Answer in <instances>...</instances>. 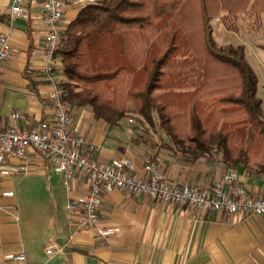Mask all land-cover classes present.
Masks as SVG:
<instances>
[{
    "label": "crops",
    "instance_id": "obj_1",
    "mask_svg": "<svg viewBox=\"0 0 264 264\" xmlns=\"http://www.w3.org/2000/svg\"><path fill=\"white\" fill-rule=\"evenodd\" d=\"M64 1L65 29L82 5ZM12 3L0 0V34H8L12 46L0 74L1 124L19 123L32 129L54 117L49 99L52 87L44 80L49 28L44 22L43 0L26 1L28 19L11 18L7 9ZM60 66L58 59L56 78L61 82L65 78ZM68 111L73 130L87 140L85 152L101 162L115 165L128 158L141 172L160 156L165 179L201 190L234 171L235 185L264 197V175L231 170L218 157L188 161L155 139L143 142L131 119L111 125L97 119L89 106L69 105ZM15 112L25 114V123L11 119ZM23 163L29 166L28 172H15L13 167L19 163L12 162L1 182V194L13 195L0 196V264H264V216L201 215L188 207L157 203L116 189L102 195L100 224L113 232L105 238L92 229L76 230L69 222V201L91 188L86 177L77 174L68 181L64 174L48 170L44 159L32 151ZM21 252L26 262L7 258Z\"/></svg>",
    "mask_w": 264,
    "mask_h": 264
},
{
    "label": "trees",
    "instance_id": "obj_2",
    "mask_svg": "<svg viewBox=\"0 0 264 264\" xmlns=\"http://www.w3.org/2000/svg\"><path fill=\"white\" fill-rule=\"evenodd\" d=\"M245 13L264 14V0L83 5L64 29L57 53L64 99L71 106L91 107L97 119L111 125L133 120L135 114L163 131L188 161L218 157L231 170L264 175L258 76L245 46L219 47L212 25L220 17L236 31L230 21ZM183 45L192 55L180 67L171 60ZM189 69L193 74H183Z\"/></svg>",
    "mask_w": 264,
    "mask_h": 264
},
{
    "label": "built area",
    "instance_id": "obj_3",
    "mask_svg": "<svg viewBox=\"0 0 264 264\" xmlns=\"http://www.w3.org/2000/svg\"><path fill=\"white\" fill-rule=\"evenodd\" d=\"M27 0H13L7 9L11 17L29 18L25 9ZM101 0H76L80 5ZM44 22L49 28L45 52L44 80L52 87L49 99L54 109L50 121H42L29 129L23 124H11L3 127L0 117V196L11 197L12 192L1 194V182L7 167L12 162L15 172H28L29 166L23 161L32 151L45 161L47 169L62 173L67 180L77 174L86 177L91 188L80 197L69 201L67 209L70 225L76 230H95L101 237H109L113 232L100 224L102 195L116 189L137 197H149L157 203H168L195 210L198 214L221 212L229 215L264 216V197L253 196L248 190L234 183L237 174L228 172L223 181L213 187L201 190L188 184H179L163 177L162 158L155 157L139 172L131 159L122 158L118 164L110 165L97 160L85 152L87 140L73 130L72 117L65 101V89L56 78L58 65L57 53L64 39L63 19L67 6L64 0H43ZM12 55V46L8 34H0V74L4 64ZM11 119L25 123L26 116L15 112ZM93 151L94 147L91 146ZM230 184L229 187L227 185ZM52 252L50 247L47 251ZM8 259L26 262L23 252L8 255Z\"/></svg>",
    "mask_w": 264,
    "mask_h": 264
},
{
    "label": "rangeland",
    "instance_id": "obj_4",
    "mask_svg": "<svg viewBox=\"0 0 264 264\" xmlns=\"http://www.w3.org/2000/svg\"><path fill=\"white\" fill-rule=\"evenodd\" d=\"M230 23L236 31L229 30L227 26L222 25L223 23L220 17L214 19L212 25L215 41L221 48H226L228 46L236 47L238 45L245 46L246 58L259 79L258 95L263 100L262 107L264 110V14L257 15L245 13L240 15L236 20L230 21ZM191 55L192 51L189 46L183 45L181 53L173 56L171 62L177 65L179 64L181 65L180 67H182L186 62L185 60L189 61ZM189 72L193 74L194 70H185L183 74L188 76ZM195 75H193V77ZM130 106L135 108V104L130 103ZM131 117L133 118V122L130 124L132 127L139 130V136L143 142L152 143V138L155 139L158 145L170 148L175 152L170 140L163 131L150 127L142 118L140 119V117L135 114H132ZM248 140H251L250 134Z\"/></svg>",
    "mask_w": 264,
    "mask_h": 264
}]
</instances>
